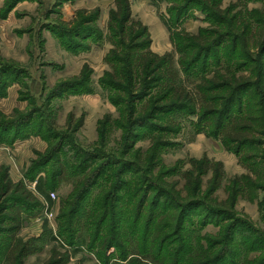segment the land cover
Masks as SVG:
<instances>
[{"label":"rangeland","instance_id":"obj_1","mask_svg":"<svg viewBox=\"0 0 264 264\" xmlns=\"http://www.w3.org/2000/svg\"><path fill=\"white\" fill-rule=\"evenodd\" d=\"M130 3L133 19L149 30L150 49L174 53L176 60L167 27L175 23V7L185 10L175 31L192 34H233L217 22L240 13L250 48L243 53L241 39L235 47L228 36L214 59L252 80L255 88L243 90V100L253 93L264 102L258 75L264 49L254 17L264 16V0H223L217 7L189 0ZM113 9L115 0H0V174L7 170L19 184L20 192L9 195H30L15 237L4 229L8 222L0 228V264H14L16 239L36 250L23 264H60L66 251L67 264H103L107 235L120 246L152 247L167 264H197L204 254L213 264L214 258L215 264L218 258L217 264H264L263 129L238 156L225 148L211 118L200 119L201 102L177 109L161 95L154 72L145 83L122 80L116 55L107 61ZM203 58L188 72L178 66L195 99L201 77L216 67L211 57L206 70ZM205 157L226 172L217 190L213 171L200 181L193 167L192 160ZM248 174L257 186L236 197L233 182ZM120 246L107 250L111 262Z\"/></svg>","mask_w":264,"mask_h":264},{"label":"trees","instance_id":"obj_2","mask_svg":"<svg viewBox=\"0 0 264 264\" xmlns=\"http://www.w3.org/2000/svg\"><path fill=\"white\" fill-rule=\"evenodd\" d=\"M187 1L188 0H184L185 3H187ZM189 1L190 3L197 4L199 7H202L203 5L201 4H204L206 1L211 3L214 7H217L221 5L223 0ZM115 2L116 9L111 11L109 21L110 35L108 37V41L114 45V48L107 56V61L112 62L113 58L110 57V55H116V60L121 62L124 68V70L119 69L120 71H118L121 72L123 70L121 79L127 82L129 81L131 85H133L135 79L138 78L140 82L145 83L146 77H150V72L151 74L156 73L155 84L157 86L160 85L161 90H159L161 95L166 99L174 101V106L177 109H184V103L186 102H201L204 111L200 119L204 121L211 118V122L220 130L218 135H221L227 150L240 156L243 149L246 148L250 142L251 144H255L250 136L258 133L261 128L264 131V119H261L262 114H264V102L260 101L258 97H255L253 93L247 95L246 99L243 100L245 95L242 94V97L240 93H242L243 90L250 91L255 88L252 80L244 77H237L236 71L232 70L231 63L227 62L223 64L219 57L214 59L215 56L219 54L218 50L222 47L223 42L227 40L228 36H233V46L235 47L238 46V41L241 39L243 53L250 48L252 37H249V27L245 23H243L245 25L244 27H240V22H242L243 19L241 14L233 15L227 22L224 20L217 22L221 27L233 29V34H230L229 31H224V35L222 33L223 30L219 32V30L214 29L199 31V34H192L185 29L175 31L177 28L176 26L180 24L181 17L185 13V10H183L184 6L175 7L176 15L175 19H173L175 23L172 25L171 22H168L167 27L170 31L171 41L175 50L180 54L178 60H176L174 53L159 55L150 49L151 39L149 30L141 21L133 19L130 0H115ZM230 11L231 10H229V12ZM172 12L173 11H171V13ZM262 13L264 14V12ZM254 17L259 23L257 30L260 33V42L263 41L261 43V49H264V16ZM210 21L212 22V20ZM228 29L225 28V30ZM96 30L99 31V29ZM93 32L92 35H98L96 31ZM119 51L123 53V57H120L121 59H118ZM211 57L213 62L215 60L216 67L201 77V81L197 85L199 98H192L187 86L184 85L181 80V70L188 72V70L194 68L202 58L204 59V66L207 70V64L212 60L210 59ZM260 59L262 63L260 64L258 75L264 85V50L263 53H261ZM179 65L182 67L181 70L178 68ZM236 66L239 67V61L236 62ZM223 70H225V72H223ZM235 107L238 109L237 113H234ZM216 115L218 117L215 119ZM227 122L229 123L225 126ZM231 130L238 131V135H233L230 132ZM192 164L200 181L203 176L213 171L215 179L213 189L217 190L220 188L221 181L226 177V172L221 162L210 161L205 157L202 160H192ZM246 168L251 172L255 171L250 165H246ZM190 174L191 173H188L187 175ZM37 185L40 193L52 204L49 192L44 190V182L37 181ZM255 185L257 186V182L251 175H243L238 177L236 182H233V192L236 197L244 193V191L252 193ZM13 190L20 192L19 184L15 185L10 179L8 171L4 170L3 173L0 174V228H3L4 226L2 225L8 222V227L4 229L6 233L12 234V236H14L15 232L21 227L19 217L21 216V206H26L30 198V195L26 194L25 191H23L21 195H9ZM8 198L10 200L14 199L15 202L8 205ZM248 198L251 200L252 197L248 196ZM8 210L17 211L16 216L7 213ZM32 244L33 243H27L16 239V244L12 249L14 264H23L21 261L25 257L36 252ZM125 244L126 245L120 246L118 239L114 237L110 238L107 235L102 250V254L105 256L103 264H167L166 257H160L158 253H154L152 247H149L148 250H142L136 246L133 247V243L130 241ZM118 245L120 246V253L111 262V258L106 256L107 250ZM134 248L137 249V252ZM61 257L64 259L60 258L63 260H59L61 262L60 264H67L69 262L70 255L67 251L63 253ZM207 260H209V256L204 254L197 264H213L211 261L208 263ZM217 263H220V258L217 259Z\"/></svg>","mask_w":264,"mask_h":264},{"label":"built area","instance_id":"obj_3","mask_svg":"<svg viewBox=\"0 0 264 264\" xmlns=\"http://www.w3.org/2000/svg\"><path fill=\"white\" fill-rule=\"evenodd\" d=\"M52 196H54V193H51Z\"/></svg>","mask_w":264,"mask_h":264}]
</instances>
